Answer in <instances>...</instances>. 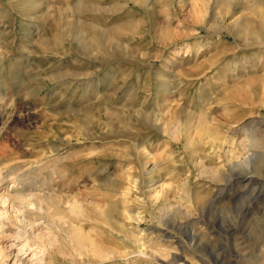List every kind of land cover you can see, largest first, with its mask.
Segmentation results:
<instances>
[{
	"label": "rangeland",
	"instance_id": "rangeland-1",
	"mask_svg": "<svg viewBox=\"0 0 264 264\" xmlns=\"http://www.w3.org/2000/svg\"><path fill=\"white\" fill-rule=\"evenodd\" d=\"M0 201V264H264V0H0Z\"/></svg>",
	"mask_w": 264,
	"mask_h": 264
},
{
	"label": "bare ground",
	"instance_id": "bare-ground-1",
	"mask_svg": "<svg viewBox=\"0 0 264 264\" xmlns=\"http://www.w3.org/2000/svg\"><path fill=\"white\" fill-rule=\"evenodd\" d=\"M3 197H4V196H3ZM9 197H10V196H9ZM0 202H1V201H0ZM0 215H1V214H0ZM1 217H2V216H1ZM1 219H2V218H1ZM0 221H2V220H0ZM0 223H1V222H0ZM1 225H2V223H1ZM43 239H44V238H43ZM36 240H37V239H36ZM27 243H28V242H27ZM40 243H41V242H40ZM25 244H26V243H25ZM38 245H39V244H37V247H38ZM25 247H29V248H31V246H29V245H25V246L22 247L21 249L19 248L20 251L23 250V248H25ZM39 247H40V246H39ZM39 247H38V248H39ZM47 247H48V246H47ZM40 248H41V247H40ZM45 248H46V247L42 244V248H41V249H42V252L44 251L43 249H45ZM25 250H27V248H26ZM34 250H37V248L34 249ZM23 251H24V250H23ZM27 252H28V251H27ZM37 254H38V253L35 251V255H36V257H37ZM35 255H34V256H35ZM41 259H43V258H41Z\"/></svg>",
	"mask_w": 264,
	"mask_h": 264
}]
</instances>
